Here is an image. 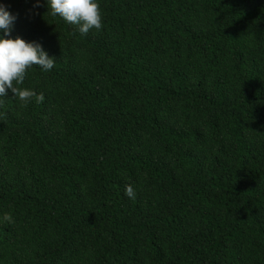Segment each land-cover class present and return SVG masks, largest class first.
Masks as SVG:
<instances>
[{"label":"trees","instance_id":"1","mask_svg":"<svg viewBox=\"0 0 264 264\" xmlns=\"http://www.w3.org/2000/svg\"><path fill=\"white\" fill-rule=\"evenodd\" d=\"M97 3L0 0L55 58L0 98V264H264V0Z\"/></svg>","mask_w":264,"mask_h":264},{"label":"clouds","instance_id":"2","mask_svg":"<svg viewBox=\"0 0 264 264\" xmlns=\"http://www.w3.org/2000/svg\"><path fill=\"white\" fill-rule=\"evenodd\" d=\"M39 0H37V5ZM47 9L52 16H59L72 25L79 26L81 34H87L91 29L101 30L103 27L102 13L97 0H46ZM16 17L0 4V98L7 96L11 90L18 97L22 106L34 97L37 103L44 101L43 93L19 87L22 85L27 70L33 66L43 71H50L55 66V58L48 56L41 45L28 42L19 36L12 38L10 33ZM125 195L136 199V191L131 185H126ZM3 221L13 223V217L5 213Z\"/></svg>","mask_w":264,"mask_h":264}]
</instances>
